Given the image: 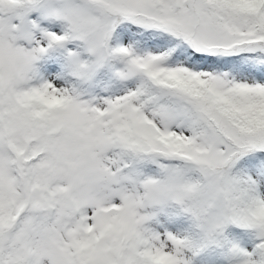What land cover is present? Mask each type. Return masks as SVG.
Returning <instances> with one entry per match:
<instances>
[{
  "label": "snow or ice",
  "instance_id": "obj_1",
  "mask_svg": "<svg viewBox=\"0 0 264 264\" xmlns=\"http://www.w3.org/2000/svg\"><path fill=\"white\" fill-rule=\"evenodd\" d=\"M0 264H264V0H0Z\"/></svg>",
  "mask_w": 264,
  "mask_h": 264
}]
</instances>
